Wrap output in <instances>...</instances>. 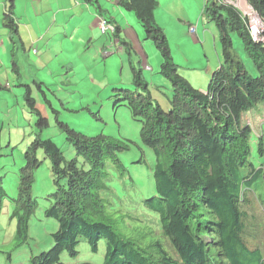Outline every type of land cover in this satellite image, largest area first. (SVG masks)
<instances>
[{"label": "trees", "instance_id": "trees-1", "mask_svg": "<svg viewBox=\"0 0 264 264\" xmlns=\"http://www.w3.org/2000/svg\"><path fill=\"white\" fill-rule=\"evenodd\" d=\"M84 1L99 9L97 0ZM117 3L134 15L146 39L157 49L160 75L172 91L170 97L164 92L158 93L159 98L152 96L153 88L149 89L141 71L133 68L135 89L120 88L112 94L115 104L123 103L133 120L140 123L141 142L156 156L154 194L139 203L151 215L139 213L121 225L108 212L103 196L110 180L108 164L120 176L127 175L119 154L129 149V141L77 131L59 119L46 91L44 102L76 157L67 160L54 142L41 138L49 122L36 107L32 86L19 80L16 52L24 46L14 17L15 1L7 0L2 21L12 44V87L23 88L24 102L36 116L38 132L18 171L16 197L7 194L0 176V215L5 200L13 202L10 218L16 220V244L30 241L29 224L39 206L31 191L34 173L41 165L36 151L41 149L50 162L53 188L46 196L43 215L56 222L58 229L52 234L53 246L38 255L31 253L29 264H58L64 253L77 257L83 241L92 252L98 251L101 241L105 243L104 264H264V137L258 136L261 139L254 145L250 140L253 132L243 119L259 104L264 109V43L251 39L247 18L235 6L223 0H205L202 15L218 31L222 63L212 73L206 93H202L180 73L173 60L166 34L155 20L158 1ZM248 3L264 20V0ZM101 20L112 29L101 35L118 37V27L106 17ZM234 35L257 75H251L236 57ZM119 44L114 40L109 46L113 50ZM32 82L41 90V83ZM161 87L167 92V84L153 91ZM0 89L8 88L0 84ZM164 101L167 108L161 103ZM252 147L262 158L257 165L251 158ZM120 225L122 228H117Z\"/></svg>", "mask_w": 264, "mask_h": 264}, {"label": "rangeland", "instance_id": "rangeland-1", "mask_svg": "<svg viewBox=\"0 0 264 264\" xmlns=\"http://www.w3.org/2000/svg\"><path fill=\"white\" fill-rule=\"evenodd\" d=\"M158 1L160 2V8L168 7L165 0ZM176 3L181 6L173 5L168 7L167 9L170 13L160 17L161 22L165 24V28L170 27L173 22L179 24L175 22L174 17L182 16L184 17L183 21L187 28H189L188 23H192V21L195 23L199 22L200 31L196 33L200 40L199 44H201L203 37L207 38L203 42V48L201 45L195 44L192 41L184 42L187 41L184 40L185 38L183 40L178 39V41L184 42L182 43V51L189 58V64H185L183 62L184 56L175 53V58L179 62V65L182 69L189 67L202 68L203 65L207 68L211 66L210 73L216 71L219 68V57L215 46L220 50V43H218L219 47L215 43V37H218L216 27L213 24L204 23L201 10L196 14L197 7H195L192 1L187 4V0H180V2L176 0ZM195 3H197L199 9H202L204 4L203 0H195ZM159 14H162L161 10ZM130 17L133 23V17ZM203 26L206 28V34H203L201 31V27ZM168 37L172 48L176 47L175 36L170 35ZM69 38L61 39L60 36L56 35L53 41H51L52 49L59 52V55L51 65L52 69H54L52 71L61 73V68H59L61 63H72L73 71L81 75L80 58L83 55V47H78L79 38L77 36H71ZM232 42L233 51L236 57H238V60L244 63L251 75H257V71L244 53L243 46L237 36H232ZM150 44L152 45L151 42ZM153 48L155 49L154 46ZM177 48L180 49L179 47ZM155 51L160 57L158 51L156 49ZM28 54H31V52H26L25 56L28 57ZM6 59V56H3L4 63L5 61L7 63ZM208 59L211 61L210 64ZM0 64V73L2 74L5 66L2 62ZM119 65H121L120 61ZM107 67L103 69L102 65H95V68L92 70L94 86L87 91L82 89L83 92L79 95L74 94L76 93L77 87L73 86V84L72 86L60 84L61 77L49 75L50 72L48 69H40V71L36 72L33 68L26 70L22 66L20 73L25 83L32 81L29 77L30 69L37 78L44 79L50 84L54 83L52 85L53 87L41 86V90L39 87L34 86L32 96L35 98L36 107L45 115V118L49 122V127L41 134V138L50 139L54 142L62 150L67 160L73 159L76 156L72 146L67 143L63 133L56 127L54 113L50 106L58 112L60 120L79 132H83L88 136L102 134L130 142L129 149L119 154L120 160L127 169V175L125 177L120 176L117 169L113 168L111 164H108L110 180L107 183L108 190L103 194L107 200L108 212L114 215V218L118 219L122 225L139 213H148L151 215L150 212L143 210L144 206L139 203L141 200L149 198L154 194L152 171L156 165V156L151 149L142 144L140 138L141 125L133 120L131 111L123 103L117 102L115 104L116 98H114V95L112 96L111 92L112 85L108 86L106 83L120 80L118 78V76L120 77V69L117 68L118 72H116L115 67ZM124 69L126 70L123 77L125 84L122 87L116 88L133 91L135 89L134 85H128L129 79L125 80V74L127 72L129 73V70L127 66ZM182 73L186 75L185 71H182ZM196 76H201V73H197ZM152 77L154 78L151 83L154 86L167 84V92L161 87L157 90V93L164 92L165 94L167 93L168 97L170 95L172 96L170 83L163 79L162 75L153 74ZM210 77L211 74L205 82H202V88H198L196 84H193L192 79L185 78L189 80L190 84L196 90L203 92L207 90ZM103 87H105L104 90L108 89V92L106 94L101 93L99 96L98 93L103 90ZM151 90L154 97H156L153 89ZM43 91H46L48 94L47 99L50 106L44 102ZM23 93V89L19 86L12 87L11 92L0 89V176H3V186L10 197L17 196L18 171L24 165L25 151L28 145L38 133L34 126L36 116L31 113V109L24 102ZM161 103L166 107L167 102L164 101ZM243 119L249 125L251 132H253L250 140L255 145L257 139L261 138L255 135L254 132L264 137V109L262 105L259 104L257 107L251 108L244 115ZM251 150L252 161L257 165L262 158L257 155L255 148L252 147ZM36 154L41 165L34 173V185L31 194L33 199H37L39 206L29 224L30 241L28 244L21 246L16 244L14 240L16 220L15 218H10L13 202L5 200L0 215V264H29L28 260L31 253L38 255L53 246L52 234L58 229V225L53 220L45 219L43 215L44 208L48 204L46 196L53 191L50 162L44 159L45 156L41 149H38ZM140 160L142 163H140ZM121 225L117 228H122ZM261 239L264 240V236H261ZM78 251V256L74 258L64 253L58 264H104L105 262L106 247L103 241L99 243L97 252H92L84 241L79 244Z\"/></svg>", "mask_w": 264, "mask_h": 264}, {"label": "crops", "instance_id": "crops-1", "mask_svg": "<svg viewBox=\"0 0 264 264\" xmlns=\"http://www.w3.org/2000/svg\"><path fill=\"white\" fill-rule=\"evenodd\" d=\"M14 1V17L18 25L21 44L24 46L22 50H18V52H16L19 73L22 66L26 70L28 68H33L36 72L40 71V69H48L50 72L49 75L61 77L60 84L70 86L73 84V86L77 87L76 93L74 94L79 95L82 94L83 90H90L94 86L92 70L95 68V65L100 64L103 66V69L108 68L107 66L115 67L116 72H118L117 68L120 69V77L118 76L120 80L115 82L109 81V83H106L108 86L112 85L111 92L113 94L114 90L117 89L116 87H122V85L125 84L123 77L126 70L124 67L127 66L130 74L128 72L125 74V80L129 79L128 85L133 84L131 73L132 69L135 68L141 71V75L148 84L149 89H155L154 87L156 86L151 83L154 78L152 76L153 74L160 75L161 58L155 51L156 48H153L154 45L152 44V46L150 44L151 41L149 42V40L146 39L145 32L135 19L134 15L122 9L118 5L117 0H97L99 9L94 8L92 4L87 3L84 0ZM165 1L168 4V7L178 5L176 0ZM177 1L180 2V0ZM190 1H192L195 7H197L196 14L199 12V10H201L202 14L203 7L202 9H199L197 3H195V0H187V4ZM203 1L205 3V0ZM6 5L7 0H0V62H2V64L5 66L2 74L0 73V84L5 88H8L4 91L11 92L12 85L15 82L13 80L14 76L10 70V55L12 46L9 39V34L6 28L3 27L4 25L2 21L3 14L7 9ZM159 5L160 2L158 1V7L154 13L155 20L166 34L175 64L178 65L179 71L181 70V73L182 71L186 72V75L182 73L185 77L192 79V83L196 84L198 88H202V82H205V80L208 79L209 75L211 74L209 71L211 66L207 68L203 65L202 68L189 67L182 69V67L179 65V62L175 58V53L183 55V62L185 64H189L188 56L182 51V43L191 41L195 44L200 43V40L196 35V33L200 31L199 22L195 23L192 21V23H188L189 28L191 26H195L194 33H189V28H187L184 24V17L182 16L174 17L175 22H178L179 24L173 22L170 27L165 28V24L161 22L160 17L170 12L167 9L168 7L160 8ZM160 10L162 11L161 15L159 14ZM130 16L133 17V23ZM101 17L108 18L118 27V37H113L111 34L101 35L99 31V20ZM204 23L211 24L205 19ZM201 31L203 34L207 33L204 26L201 27ZM56 35L60 36L61 39H70L69 37L71 36H77L79 38L78 47H83V55L80 58L82 70L81 75H78L76 74V71H73L72 63H61L59 67L61 68V73H58V71H52L54 69H52L51 65L54 62V59L59 55L58 51L52 49L51 44V41H53V38ZM170 35L175 36L176 47L172 48V44L169 42L168 37ZM178 39H184L187 41L182 42L178 41ZM206 39V37H203L201 44H199L202 48L204 46L203 42H205ZM114 40H118L120 44L114 47L112 50V46L109 45L110 42ZM215 43L219 47L217 36L215 37ZM177 47H179L181 50ZM215 48L220 60V50L217 49L216 46ZM26 52H31V54H28V57H26ZM3 56H6L7 63L6 61L4 63ZM77 60L79 62L78 58ZM119 61L121 65H119ZM208 62L210 64L211 61L208 59ZM197 73H201V76L197 77ZM29 77L32 81L36 80L38 83H41L42 86L46 85L53 87L52 85L54 83L50 84L44 79L37 78L31 69ZM19 80L24 81L22 75L19 77ZM32 81L24 84H29L32 86V88H34ZM105 87H103V90ZM103 90L98 93L99 96L101 93L106 94L108 92V89L104 91ZM155 92L154 93L156 94V97H158L157 91ZM88 93L90 94V92ZM152 96H154L153 93Z\"/></svg>", "mask_w": 264, "mask_h": 264}, {"label": "clouds", "instance_id": "clouds-1", "mask_svg": "<svg viewBox=\"0 0 264 264\" xmlns=\"http://www.w3.org/2000/svg\"><path fill=\"white\" fill-rule=\"evenodd\" d=\"M223 1L235 6L247 18V27H248V31H249L251 39L254 42L264 43V20L261 19V17L254 11V9L248 3V0H245V1H246V4H247L249 10L243 9V7L239 4V0H223ZM251 24H256L257 30L251 29ZM194 32H195V28H194V26H191L189 28V33H194ZM221 63H222V59H221V54H220L219 67H220ZM212 73H211V75H212ZM206 91L207 90L203 91L202 93H206ZM254 133L257 136H260L257 132H254ZM263 254H264V249H263Z\"/></svg>", "mask_w": 264, "mask_h": 264}, {"label": "built area", "instance_id": "built-area-1", "mask_svg": "<svg viewBox=\"0 0 264 264\" xmlns=\"http://www.w3.org/2000/svg\"><path fill=\"white\" fill-rule=\"evenodd\" d=\"M251 29L257 30L256 24H251ZM107 30H112L111 27L106 23L105 20H101L99 23V31L101 34H104Z\"/></svg>", "mask_w": 264, "mask_h": 264}, {"label": "bare ground", "instance_id": "bare-ground-1", "mask_svg": "<svg viewBox=\"0 0 264 264\" xmlns=\"http://www.w3.org/2000/svg\"><path fill=\"white\" fill-rule=\"evenodd\" d=\"M239 4L243 7V9L249 10L245 0H239Z\"/></svg>", "mask_w": 264, "mask_h": 264}]
</instances>
